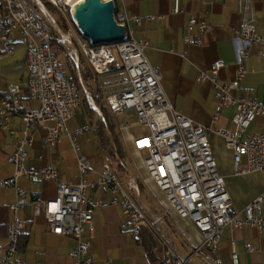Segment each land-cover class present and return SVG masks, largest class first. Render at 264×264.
I'll use <instances>...</instances> for the list:
<instances>
[{
  "label": "built area",
  "instance_id": "obj_1",
  "mask_svg": "<svg viewBox=\"0 0 264 264\" xmlns=\"http://www.w3.org/2000/svg\"><path fill=\"white\" fill-rule=\"evenodd\" d=\"M44 1L52 6L60 18L66 19L70 28L63 30L60 27L50 14L54 12L45 7ZM30 2L33 6L24 0H0V24L19 31L28 73L25 95L22 94V85L9 84L5 97L0 98V133L18 136L15 150L7 157V162L13 166V174L9 179L0 181V188H13L15 192V202L9 206L12 217L7 225V236L5 243L0 246V264H26L18 251V243L26 225L19 213L28 203L34 215L45 218L52 234L73 236L76 239V246L70 254L72 264H93L90 254V238L94 233L93 215L103 202L91 201L86 194L89 188L98 184L111 186L117 196L111 203L120 207L136 239H141L143 230L152 236L160 251L159 264H222L215 254L227 226L255 227L264 231V190L241 211L233 207L212 155L209 140L211 129L194 122L173 107L162 88L160 72L145 58L147 42L133 36L130 24L139 25L142 18L115 7L114 19L125 30L123 41L93 46L83 37H77L75 44L72 36L76 25L71 0ZM254 3L255 0H237L239 26L236 41L239 47L234 79L227 84L219 81V72L224 63L217 60L210 70L200 72L197 81L212 85L217 113L224 107L235 108L233 129L219 132L224 138L225 147L232 151L235 172H257L264 178V131L243 139L250 126L258 118H264V104L253 97L233 94L248 73L246 62L252 48L263 47L257 51V57L264 61V37L257 32ZM33 10L51 24L54 34L50 33ZM172 12H181L179 0H174ZM196 25V18L191 16L188 31L192 32ZM199 25L206 33L211 32L210 24ZM2 41H7L5 35ZM186 42L190 40L186 39ZM194 43L200 44L198 40ZM63 48L68 50V56L78 70L79 83L82 84L80 55L93 71V83L105 98L110 111L120 114L134 110L139 126L148 130L146 135L133 141L138 153L147 154L143 166L148 178L163 193L169 205L167 214L189 220L201 235L200 243L187 259L183 260L176 254L163 238L158 229L162 217L150 219L138 202L140 190L135 181L123 183L108 161L102 162L101 170L96 173V181H86L91 166L80 145L82 130L69 129L71 120L81 106L80 90L78 83L64 73L61 59ZM86 94L90 100L89 94ZM32 104H36V108ZM93 109L101 116L94 106ZM13 119L23 124L21 130L9 124ZM130 127L129 121H123L118 126L120 130ZM35 129L43 133V142L49 148L56 147L65 138L69 140L76 155V183L61 182L57 172L52 169L32 170L25 166L29 148L34 142L32 132ZM22 176L31 183L53 181L56 184L55 198L42 200L34 195L28 200L26 192L17 187L18 179ZM246 247L249 251L254 250L248 245ZM231 262L238 264V253L233 242Z\"/></svg>",
  "mask_w": 264,
  "mask_h": 264
},
{
  "label": "crops",
  "instance_id": "obj_2",
  "mask_svg": "<svg viewBox=\"0 0 264 264\" xmlns=\"http://www.w3.org/2000/svg\"><path fill=\"white\" fill-rule=\"evenodd\" d=\"M113 1L119 11H125L142 18L141 24L131 23L130 28L135 39L147 42L145 58L153 68L160 72L161 85L169 102L183 115L211 129L209 140L217 171L225 181L233 207L237 211H241L264 190V178L257 172L249 174L235 172L232 151L225 147L224 138L219 134L220 131L233 129L232 120L235 108L233 106L224 107L217 113L215 91L212 85L209 82L200 83L197 81L200 72L210 70L212 64L217 60H222L224 63L219 72L221 83L227 84L235 77L236 56L239 47V43L236 41L239 26L236 12L237 0H211L210 2L179 0L181 7L179 14L172 12L174 0ZM254 5L257 32L264 37V0H255ZM191 16L196 18L198 25L192 32H189L187 28ZM199 24H210L211 32L206 33ZM2 26L0 24L1 40L5 35L7 41L3 42H9L17 29L12 26L5 28ZM186 39H189L190 42H186ZM195 40H198L200 44H195ZM262 48L251 49L246 62L248 73L239 89L233 94L240 97H253L264 104V61L257 57V51ZM23 51V65L26 68L25 49ZM7 53L12 54L13 51L9 49ZM25 83L19 84L25 86ZM9 84L14 83L0 87V98L5 97ZM90 101L91 106L96 108L92 98ZM32 107L36 108V104H32ZM120 114H115L120 141L126 157L130 153L136 160L138 151L134 146L135 138L132 135L127 137L130 139L129 147L126 149L124 147L122 134L127 129L120 130L118 126L121 122L128 120L119 119ZM215 117L216 119H214ZM9 124L18 130L23 127V124L16 119L10 121ZM69 129L70 131L82 130L79 141L91 166L86 181L93 183L97 179L96 173L101 170L100 163L102 164L107 158L100 151H96L98 142L82 106L77 109L69 124ZM263 131L264 118H258L243 135V139ZM32 136L34 142L29 148L25 166L32 170L52 169L57 172L61 182L76 183L78 181L76 155L69 140L65 138L56 147L49 148L44 144L43 133L39 129H35ZM17 140L18 136H11L5 132L0 133V181L9 179L13 174V166L7 162V157L15 150ZM143 160L141 165L143 169L137 168V174L130 177L132 181H135V178L138 179L135 182L139 186V198L144 191L146 192L145 182H149L153 189L158 190L148 178ZM109 163L112 165L111 162ZM125 167L123 170L127 171V167ZM112 168L114 169V167ZM115 172L120 175L116 170ZM124 177L119 176L120 180H124ZM122 182L126 183V181ZM139 184L143 186V189ZM17 187L26 192L28 200L34 195L39 196L42 200H50L56 196V184L53 181L31 183L28 178L22 176L18 179ZM86 195L91 201L103 202V205L97 208L93 215L94 233L90 238V254L93 257V264H159L161 257L159 249L155 247V254H148L142 243V237L136 239L133 236V228L122 215L120 207L111 203L113 198H117L111 186L95 185L87 190ZM139 198L138 202L140 203ZM14 202V189L0 188V246L5 243L7 225L12 217L9 206ZM160 204H164V206ZM141 205L147 211V207L144 204ZM157 205L160 209L169 211V205L165 199H161ZM19 215L26 221L20 235L24 246L20 255L26 264L73 263L70 254L77 243L73 236L52 234L45 218L42 215H34L30 203L20 211ZM158 217L162 216H149L152 220ZM167 219L168 229L172 228L176 233L177 242H175L174 248L177 249L178 255L182 258L189 256L200 243L201 235L189 220L181 219L175 214L170 215ZM161 225L162 220L158 223L159 231ZM232 242L238 253V264H264V231L255 227L234 228L227 226L223 230L215 254L222 264H232ZM247 245L254 250L249 251Z\"/></svg>",
  "mask_w": 264,
  "mask_h": 264
},
{
  "label": "rangeland",
  "instance_id": "obj_3",
  "mask_svg": "<svg viewBox=\"0 0 264 264\" xmlns=\"http://www.w3.org/2000/svg\"><path fill=\"white\" fill-rule=\"evenodd\" d=\"M24 1L27 2V0H24ZM33 11L37 16H39L44 21L47 28H49V30L51 31L50 33L54 34V31L50 27L51 24L49 22H47L41 16V14L39 12H37L36 10H33ZM50 14L52 15L54 20L60 25V27L63 30H67L68 28H70V25L66 21V19L63 20L62 18H60L56 12L50 13ZM17 31L14 32L13 38L10 39L9 42H3L1 40L2 33L0 32V87L1 88L5 87V85L8 83L19 84V83H25L27 80V75H28L27 68H25V66L23 65L24 46L21 44V39H22L21 35H20L19 31L18 32ZM77 37L82 38V35L78 31V28L75 26L74 27V33L72 36V40L74 41L75 44H76V38ZM9 49H11L13 51L12 54L7 53ZM67 51L68 50L66 48H63V50H61V59L63 62L64 73L66 76L70 77L71 74L74 73V70H73V68H74L75 73L77 75V80H78V70L75 66H73V63H72L70 57L68 56ZM79 57L81 58L80 55H79ZM79 71H80V64H79ZM80 76H81V74H80ZM78 84L81 85V89L79 88L81 101L83 99V92H84L85 97L87 98L89 104L91 105V103H90L91 101L87 97L86 93H88V92L85 89L83 81H82V84L79 83V81H78ZM94 85H95V87H97V85L95 83H94ZM89 96H90V94H89ZM119 119L128 120L130 125L132 126L131 129L124 130L123 134H122V140H123V144H124L125 149L129 147L130 139L127 138V137H129V135H132L133 138H138V137L144 136L148 133V130L146 128L139 126L138 121H137L136 116H135V113H134V110H127V111L122 112L119 115ZM91 136H89L90 137L89 139H91ZM126 153L128 154L127 150H126ZM146 157H147L146 152H140V153H138V155L136 157L138 160L137 159L135 160V157L133 155H130V153H129L128 157L125 158L126 161L112 162V161H109V159H106V161H109L112 163L111 166L114 167V171L116 170L117 172L120 173V175L125 176L124 177L125 179L121 180V181L127 182L128 179L129 180L131 179L130 178L131 176H133V175L135 176V173L137 174V171H136L137 168L140 170L143 169V167L141 166L142 160ZM120 163H123L124 167H125V163H126L127 171L118 169V166L121 165ZM100 165H101V163H100ZM120 175H118V177ZM137 180L138 179L135 178V181H137ZM145 189H146V192L150 195H148L144 191V193H142L140 198H139L140 203L144 204L147 207L146 213L149 216H158V215L162 216V225L160 227V232H161L163 238L166 240V242L172 247L173 250H175L176 254H178L177 249L174 248L175 242H177V239L175 236L176 233L174 232V230L172 228L168 229V219L167 218L170 217V215H167L166 210H164L162 207H161L162 209H160L157 205L160 203L161 199H165L163 193L159 192L156 189H153L149 182H145ZM165 201H166V199H165ZM160 205L164 206V204H160ZM164 214H165V216H164ZM154 245H155V247H157L156 244H154ZM187 258H188V256L184 257L182 259L185 260ZM193 263L194 262H191L190 264H193Z\"/></svg>",
  "mask_w": 264,
  "mask_h": 264
},
{
  "label": "trees",
  "instance_id": "obj_4",
  "mask_svg": "<svg viewBox=\"0 0 264 264\" xmlns=\"http://www.w3.org/2000/svg\"><path fill=\"white\" fill-rule=\"evenodd\" d=\"M43 1V0H42ZM26 2V1H25ZM29 5L33 4L30 0L26 2ZM45 7L54 12L52 6L44 1ZM3 28L8 26H2ZM52 45H55V42H52ZM86 66V67H85ZM74 73L71 74L70 78L78 83L77 75L75 73V69L73 68ZM80 74L85 86L86 91L90 94V97L93 100L96 108L100 111L101 116L91 107L87 98L85 97V93L83 92V99L81 101V106L84 110L85 116L88 119L90 126L93 129L94 136L98 142V146L96 151H100L104 154V156L112 162H123L126 158L125 151L123 149L122 143L119 138L116 118L115 114H113L105 98L101 95L100 90L95 87L94 85V73L87 64L86 60L81 57L80 58ZM79 88L81 89V85L78 84ZM25 86H22V94H26ZM118 166V169L123 170V163ZM140 187L143 189V186L139 184ZM142 243L147 249L148 254H155V243L153 241L152 236L145 230L142 231ZM23 241L19 239L18 243V251L22 252L23 249Z\"/></svg>",
  "mask_w": 264,
  "mask_h": 264
},
{
  "label": "water",
  "instance_id": "obj_5",
  "mask_svg": "<svg viewBox=\"0 0 264 264\" xmlns=\"http://www.w3.org/2000/svg\"><path fill=\"white\" fill-rule=\"evenodd\" d=\"M113 0H84L73 17L82 37L91 45H109L123 41L125 30L114 19Z\"/></svg>",
  "mask_w": 264,
  "mask_h": 264
},
{
  "label": "bare ground",
  "instance_id": "obj_6",
  "mask_svg": "<svg viewBox=\"0 0 264 264\" xmlns=\"http://www.w3.org/2000/svg\"><path fill=\"white\" fill-rule=\"evenodd\" d=\"M84 2V0H71V4H72V10L73 12H75L76 8L82 4ZM106 54H104V58H106ZM106 161V160H105ZM124 168V167H123ZM113 169V168H112ZM114 170V169H113ZM125 170V169H124ZM115 172V171H114ZM116 173V172H115ZM117 175V174H116ZM118 176V175H117ZM119 178V177H118Z\"/></svg>",
  "mask_w": 264,
  "mask_h": 264
}]
</instances>
